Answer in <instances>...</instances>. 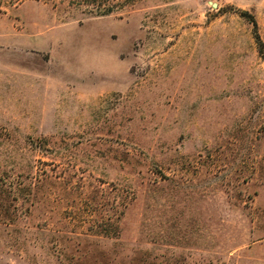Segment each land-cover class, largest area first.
<instances>
[{"label": "rangeland", "instance_id": "rangeland-1", "mask_svg": "<svg viewBox=\"0 0 264 264\" xmlns=\"http://www.w3.org/2000/svg\"><path fill=\"white\" fill-rule=\"evenodd\" d=\"M241 12L264 42V0L3 8L0 164L33 203L0 264H264V57Z\"/></svg>", "mask_w": 264, "mask_h": 264}, {"label": "trees", "instance_id": "trees-1", "mask_svg": "<svg viewBox=\"0 0 264 264\" xmlns=\"http://www.w3.org/2000/svg\"><path fill=\"white\" fill-rule=\"evenodd\" d=\"M26 0H0V12L6 6L18 7ZM69 7L75 11L81 12L86 15L103 17L109 16L118 12H123L135 5L141 0H66ZM245 18H249L256 32V39L260 46V53L264 57V42L259 34V26L256 19L248 12H241ZM15 171L14 167L10 169H2L0 164V225H13L23 215L30 214V208L20 209L17 205L20 200L23 204L33 203L32 200V186L28 184L23 186L19 184L16 179L13 180L12 172ZM22 177V175H19Z\"/></svg>", "mask_w": 264, "mask_h": 264}]
</instances>
